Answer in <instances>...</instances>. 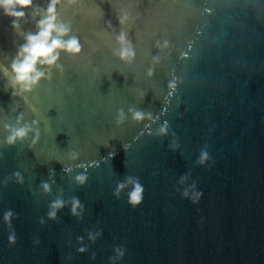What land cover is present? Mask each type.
<instances>
[{
    "label": "water",
    "instance_id": "1",
    "mask_svg": "<svg viewBox=\"0 0 264 264\" xmlns=\"http://www.w3.org/2000/svg\"><path fill=\"white\" fill-rule=\"evenodd\" d=\"M59 7L82 52L62 53L63 73L53 71L30 94L10 86L6 57L24 38L0 11V264H264V0H63ZM26 20L23 32L34 31L31 14ZM121 32L135 51L131 63L117 55ZM33 121L26 141L9 148L5 125ZM80 164L88 176L82 187L74 180ZM127 176L144 187L135 209L131 186L113 195ZM185 190L201 192L200 202L184 198ZM73 197L80 219L71 214ZM56 199L65 207L48 221ZM89 233L100 235L92 242Z\"/></svg>",
    "mask_w": 264,
    "mask_h": 264
},
{
    "label": "clouds",
    "instance_id": "2",
    "mask_svg": "<svg viewBox=\"0 0 264 264\" xmlns=\"http://www.w3.org/2000/svg\"><path fill=\"white\" fill-rule=\"evenodd\" d=\"M63 0H48L46 7H41L35 4V0H0V11L11 19V28L17 35H22L24 43L20 45L15 55L8 56L6 59L10 61L7 66L8 72L11 73L12 80L10 86L13 92L16 93H32L35 91L42 82H51L53 79V71L57 73H63L64 67L60 63L61 54H66L70 57H78L82 52L83 45L81 44L80 38L75 35H71V26L65 24L61 18L60 5ZM74 0H68V3H73ZM31 14V19L35 24V30L30 32H23L21 22H26V16ZM37 17L39 19L37 20ZM124 19L121 18L119 22L124 23ZM117 41L120 45L117 55L119 59L126 63H131L135 51L131 45V42L127 38V34L121 32L117 37ZM166 46V45H165ZM46 69V70H45ZM151 69L148 75L151 76ZM173 86V85H170ZM132 114V119L136 122H141L145 118V113L129 109ZM150 115V114H149ZM22 116L17 117L18 122L22 119ZM125 119L124 113L121 110L117 116V123H122ZM36 122L33 121L32 125L24 124L21 127H11L5 125V128H10L9 135L6 137V144L9 148L15 147L17 142L23 144L29 136V133L34 131L33 125ZM36 136L32 140V144L29 145L31 148L37 143L38 140V129ZM167 133V125L160 129V134ZM115 153H110V157ZM77 153L72 154V158L76 159ZM209 160V154L206 150H202L199 154L197 163L201 166ZM77 167L83 168L84 171L76 175L74 180L78 186H84L88 180L86 175L87 167L80 164ZM71 167L66 168L65 171L70 172ZM16 177L17 183H23V177L19 172L13 174ZM183 183V179L181 180ZM131 186V191L128 193V204L131 208L135 209L139 207L144 198V187L140 183L139 179L132 176L125 177L124 182L118 183L113 195L119 198V195L123 189ZM43 192L46 194L51 191V186L48 182H42L40 185ZM195 184L193 189H195ZM182 196L186 199H190L193 205L200 202L202 198L201 192H195L194 196L189 197V193L185 190ZM65 203L62 199L54 200L49 207L47 213L48 221H55L57 219L58 212L63 210ZM83 206L79 198L73 197L71 200V214L74 218H82ZM14 218L12 210H8L4 213V222L11 227V221ZM40 224L44 225L45 220L40 219ZM100 233L93 235L89 233V240L95 242L97 236ZM82 239V238H81ZM9 245H15L16 234L12 232L8 236ZM40 241L36 239L35 243ZM79 254H84L87 248L81 246L77 249ZM118 255L123 257L124 252L120 249H116Z\"/></svg>",
    "mask_w": 264,
    "mask_h": 264
}]
</instances>
